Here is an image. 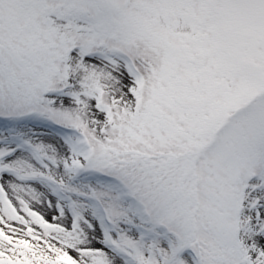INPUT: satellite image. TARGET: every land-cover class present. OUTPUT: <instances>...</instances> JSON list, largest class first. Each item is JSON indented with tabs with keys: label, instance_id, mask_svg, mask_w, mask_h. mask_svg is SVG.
Segmentation results:
<instances>
[{
	"label": "snow or ice",
	"instance_id": "6c2138e0",
	"mask_svg": "<svg viewBox=\"0 0 264 264\" xmlns=\"http://www.w3.org/2000/svg\"><path fill=\"white\" fill-rule=\"evenodd\" d=\"M0 264H264V0H0Z\"/></svg>",
	"mask_w": 264,
	"mask_h": 264
}]
</instances>
